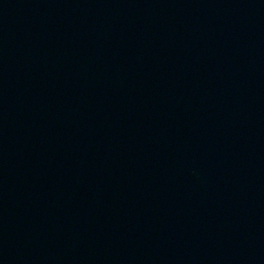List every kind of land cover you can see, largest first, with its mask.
Instances as JSON below:
<instances>
[{
    "label": "water",
    "instance_id": "water-1",
    "mask_svg": "<svg viewBox=\"0 0 264 264\" xmlns=\"http://www.w3.org/2000/svg\"><path fill=\"white\" fill-rule=\"evenodd\" d=\"M0 264H264V0H0Z\"/></svg>",
    "mask_w": 264,
    "mask_h": 264
}]
</instances>
